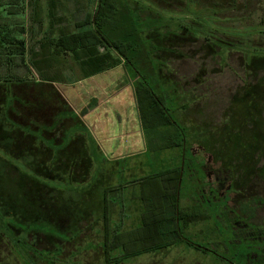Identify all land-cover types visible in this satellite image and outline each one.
Here are the masks:
<instances>
[{"label": "trees", "instance_id": "trees-1", "mask_svg": "<svg viewBox=\"0 0 264 264\" xmlns=\"http://www.w3.org/2000/svg\"><path fill=\"white\" fill-rule=\"evenodd\" d=\"M150 1L170 10L182 6L176 4L178 0ZM201 1L184 0V5L189 9ZM250 1L224 0V9L238 10L240 3L248 7ZM19 3L0 0V48L6 50L4 65H0L4 74L0 77V153H4L0 155V235L9 238L19 229L41 242L39 236L43 240L55 238L46 230L49 228L69 236L91 230L99 239L96 243L105 264L159 255L182 243L199 248L184 238L183 230L201 215L180 205L183 172L189 170L188 160L194 156L191 147L198 144L221 161L224 172L218 174L228 183L226 187L237 190L246 174L256 173L264 179V76L255 84L243 80L230 98L224 129H196L188 116L194 102L213 92L208 84L209 57L222 56L225 65L233 54L246 53V43L236 42L240 36L211 28L202 19L166 17L139 0H87L86 10L69 12L67 30L56 37L47 36L41 52L35 54L26 38H33V26L27 30L26 2ZM263 5L264 0L259 1L258 12ZM9 6H19L24 13L15 31L10 29L13 20L3 16ZM106 28L122 29L125 36L111 37ZM249 54L252 57L244 59L245 68L253 64L254 57L264 60V53L250 51L246 57ZM68 60L83 68L81 80L120 66L135 78L133 90L141 127L151 133L142 155L152 153L148 160L136 162L145 163L149 172L129 174L130 178L123 177V182L117 183L118 176L115 183L111 182L104 169L110 162L98 159L102 152L83 119L93 104L77 113L55 85L65 83L63 65ZM187 61L197 65L196 72H182L180 63ZM181 74L186 76L185 83L178 78ZM172 114L181 124L189 122L182 127ZM216 137L218 145L210 144L209 139ZM166 152L171 153L172 164L159 162ZM236 158L239 162L233 164ZM110 172L117 175L112 168ZM71 190L79 192L77 200L65 196ZM85 194L93 203L81 210L79 199ZM133 202L139 206L133 227L126 228V219L133 217L126 210ZM251 203L242 204L247 207ZM115 209H119L118 219L113 217ZM81 222L85 223L82 227ZM17 241L25 250L37 254L47 251L28 246L23 237ZM5 243L8 246L9 240ZM54 248L61 254L67 247L61 242L54 243ZM76 257H71L73 262H78Z\"/></svg>", "mask_w": 264, "mask_h": 264}, {"label": "rangeland", "instance_id": "rangeland-1", "mask_svg": "<svg viewBox=\"0 0 264 264\" xmlns=\"http://www.w3.org/2000/svg\"><path fill=\"white\" fill-rule=\"evenodd\" d=\"M139 1L166 17L202 19L211 28L231 36H240L241 39L236 42L246 43L243 50L246 52L245 54L250 51L257 54L264 53V9L258 12L259 7L257 8L261 0H251L248 7L240 3L238 10L229 8V6L224 9V0H204L190 6L189 9L185 7L184 0H178L179 2L176 4L182 6L177 10L167 9L163 4L156 7L152 5L154 3L150 0ZM84 4L85 0H70L71 8H75L77 11L83 9ZM106 31L111 37L125 36L122 29L106 28ZM27 39L31 41L32 38L28 35ZM245 43L243 45L239 44L238 50H242L241 46H244ZM246 48L251 49L247 50ZM245 54H233L225 65L222 56L221 59L217 57L212 59L210 56L207 60L208 84L213 92L208 94V97L200 98L196 103L194 102L195 105L193 104L188 116L190 120L196 123L192 124V126H196V129L200 127V129L209 130L211 126L216 129H224V126H227L224 122L226 120L225 113L230 108V98L243 85L244 81L255 84L263 78L264 60L254 57L253 64L245 68L244 59L249 60L252 57V54H249V57H246ZM66 62L67 64L64 63L63 65L64 72L67 70L63 74L65 83H55L59 84L57 88L64 100L77 113L83 110L82 106L84 104H93L95 107L94 102L96 100L93 99L91 92L99 89V86L92 88L90 85V83L93 84L92 81L88 86L82 85L84 80L91 77L81 80L84 73L83 68L74 60ZM161 64L163 69L169 73L170 70L165 62L162 61ZM177 66L179 67L178 64ZM180 66L182 72L186 75L197 71V65L192 61H187L183 65L180 63ZM120 67L125 75V81L122 85L134 86L135 78L128 76L124 66ZM34 76L36 80L37 75ZM107 76L110 78L115 76L117 79L118 72L109 73ZM190 77L192 78V76ZM30 78L33 80V77ZM178 78L182 83L187 81L186 76L183 74L178 75ZM149 79L152 80L151 77ZM188 79L190 80L189 77ZM196 94L194 93V95ZM125 96L130 97L128 94ZM131 98V107L136 121L138 110L133 87ZM172 116L182 127L187 125L183 124L189 122L182 121L181 124L176 114H172ZM138 120L140 125L127 126L125 129L124 126H87L102 152V154H99L98 159L101 161L106 158L110 162L104 165V169L108 170L112 183L116 182L118 176L117 183L123 182L121 179L128 177L129 174L140 176L149 172V168H146L145 163L136 162L148 160L152 154L142 155L149 146L148 140L151 133L142 129L140 115ZM85 122L88 125L86 119ZM188 126L191 125L188 124ZM124 132L131 135V140L128 137L124 139ZM217 139L219 140L217 137L209 139L212 141L210 144L218 145ZM191 148L194 156L188 160L189 170L186 168V171L183 172L180 205L182 209L192 208L198 215H201V217L195 218L188 228L183 230L184 238L199 248L182 243L169 251L161 252L159 255H143L127 260L125 264H264V179L256 176V173L246 174L247 176L245 175L242 181L244 184L236 187L237 190L233 186L226 187L228 183H224L221 174H218V172H224L221 161L217 162L214 156L207 153L198 144L193 145ZM0 155L4 156V153H0ZM124 158L126 159L124 160ZM171 159V153L166 152L162 153L159 162L163 160L165 164H172ZM238 162L236 158L233 164H238ZM18 165L25 169L27 173L33 175L22 163H18ZM111 168L112 171H117V175L116 173L111 175ZM129 169H131V173ZM219 178L222 179L221 182H219ZM231 181L229 180L230 184ZM56 186L60 185L56 184ZM65 196L77 200L79 192L71 190L65 192ZM112 199L115 200V197H112ZM250 200L253 203H251L252 205L246 207L245 204H242ZM91 202L93 203V201L88 200V195L85 194L80 196L78 207L81 210L87 209ZM137 206H139L137 202H133L131 207L126 210L133 216L132 219L130 217L126 219V228L133 227L134 221L132 220H134L133 218L137 213ZM52 211L54 213V210ZM113 217L115 219L119 218V209H115ZM6 222L9 223L10 221L6 220ZM84 224L81 222L79 226L82 227ZM4 230L2 229L1 234L4 233ZM46 230L57 239L43 240L41 239L43 236H39L41 242H38L34 234L28 235L27 231L24 233L19 229L13 230L14 233L9 238L0 235V264H105L100 245L96 243L99 242V239L92 235L91 230L82 232L78 236H69L53 228ZM22 237L27 241L28 246L30 245L38 251H47L37 254L35 251L25 250V246L17 241ZM5 240H9L8 246H6ZM61 242L62 246L71 247L72 252L67 248L61 254L58 251L54 252V243L60 244ZM34 253L37 255L35 256ZM71 257H76L75 259L78 262H73Z\"/></svg>", "mask_w": 264, "mask_h": 264}, {"label": "crops", "instance_id": "crops-1", "mask_svg": "<svg viewBox=\"0 0 264 264\" xmlns=\"http://www.w3.org/2000/svg\"><path fill=\"white\" fill-rule=\"evenodd\" d=\"M11 1L14 3H16V1L21 3L22 0ZM25 2V19L27 18L28 32L30 30V26H33V28H31V30L33 31V38L31 39V43L30 40L28 41L27 39V41L29 43V46L32 45L33 52L35 54L40 53L42 44H45L47 42V36L56 37L60 34L61 31L67 30L69 12L73 13L77 10L75 8H71L70 0H25ZM5 3H9V0H5ZM87 8V0H85L83 9L86 10ZM3 16L4 18H11L13 20L10 29L15 31L17 29V25L21 23V20H23L24 13L21 11L19 6H9L5 7ZM32 18L34 19V21L32 20ZM27 37L28 35L26 36V38ZM5 52L6 50L1 47V66L4 65L3 59L5 58V56L3 55L5 54ZM65 72H67V70ZM65 72L63 74H65ZM115 72H118L117 79L115 76H113L112 78L107 76L109 73L114 74ZM123 73L124 72H122L121 67H117L110 71L95 75L82 82V85L88 86L90 81H92L93 84L90 83L92 88L99 86V89H95L91 92L93 94V99L96 100V106L87 115L84 116V122L86 119L88 123L87 125L85 122L87 126H124L125 129L127 128V126H134L136 124L140 125V122L138 120L139 113L137 112L135 121L133 115L134 112L131 107V91L133 85H122L125 81V75ZM0 77H4L2 69H0ZM103 77H106L107 79ZM55 85L57 87L59 84ZM127 88L129 90L126 91L125 89ZM126 94H128V96L130 97H126ZM87 105L88 103L84 104L82 106L83 109ZM127 137L129 138V140H131V135L124 132V139Z\"/></svg>", "mask_w": 264, "mask_h": 264}, {"label": "flooded vegetation", "instance_id": "flooded-vegetation-1", "mask_svg": "<svg viewBox=\"0 0 264 264\" xmlns=\"http://www.w3.org/2000/svg\"><path fill=\"white\" fill-rule=\"evenodd\" d=\"M249 264V263H248Z\"/></svg>", "mask_w": 264, "mask_h": 264}]
</instances>
